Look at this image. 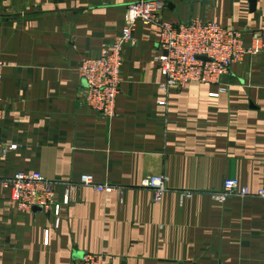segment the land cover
Masks as SVG:
<instances>
[{"label": "crops", "instance_id": "crops-1", "mask_svg": "<svg viewBox=\"0 0 264 264\" xmlns=\"http://www.w3.org/2000/svg\"><path fill=\"white\" fill-rule=\"evenodd\" d=\"M134 1L0 0V179L39 171L59 202L69 198L55 227L52 209L20 210L0 187V264H81L85 253L110 264H264V197L212 195L227 178L264 189V0L253 11L247 0H163V19L215 21L246 46L256 35L259 52L219 84L163 88L158 30L138 22L116 115L102 117L82 101L77 66L121 32ZM158 174L168 189L155 201L139 183Z\"/></svg>", "mask_w": 264, "mask_h": 264}, {"label": "built area", "instance_id": "built-area-1", "mask_svg": "<svg viewBox=\"0 0 264 264\" xmlns=\"http://www.w3.org/2000/svg\"><path fill=\"white\" fill-rule=\"evenodd\" d=\"M163 0H135L127 7L121 32L112 40L102 43L95 57L82 58L77 71L84 92L82 101L102 117L116 115V97L121 84L123 53L138 22L155 25L158 30L157 46L159 53L155 62L164 77L163 88H181L186 83L198 82L216 85L230 66L245 55L259 52L258 38L252 36L250 45L243 42L242 33L236 29L222 26L215 21L192 19L173 23L162 18ZM3 64L0 62V86ZM221 90V88H219ZM219 92L211 93L217 96ZM2 117L0 109V120ZM15 143L2 151L15 149ZM81 183L97 191H119L109 184H96L91 175H83ZM168 177L149 175L141 179L139 185L153 189V199L159 201L167 189ZM10 187L11 199L18 209L29 211L40 208L52 209L55 215L54 226L60 222L61 209L69 198L59 202L55 195V183L46 179L39 171H17L8 179H0V187ZM252 192L236 178L223 182V192L217 199L229 196L247 197ZM257 195L264 197V192ZM48 239V230L44 240ZM81 264H110L101 253H85Z\"/></svg>", "mask_w": 264, "mask_h": 264}, {"label": "rangeland", "instance_id": "rangeland-1", "mask_svg": "<svg viewBox=\"0 0 264 264\" xmlns=\"http://www.w3.org/2000/svg\"><path fill=\"white\" fill-rule=\"evenodd\" d=\"M154 176H157V175H154ZM158 176H163V177H165V174H158ZM241 184H242V183H241ZM242 185L248 187L249 190H250L251 192H258V191L264 192V189H262V188H259V189H256V190H251L250 187H249L248 185H246V184H242ZM149 189H151V188H149ZM167 189H168V183H167ZM167 189H166V190H167ZM151 190H153V189H151ZM152 192H153V191H152ZM164 192H165V190H164ZM221 192H223V186H222L221 189L212 192V195H213L214 199H215L217 202H219V203H223V202L226 200V199H225V200H223V201H220L219 199H217V196H218ZM191 196H192V192H191V191H183L181 197H182V199H190ZM259 196H260V195H259ZM261 197H262V196H261Z\"/></svg>", "mask_w": 264, "mask_h": 264}, {"label": "water", "instance_id": "water-1", "mask_svg": "<svg viewBox=\"0 0 264 264\" xmlns=\"http://www.w3.org/2000/svg\"><path fill=\"white\" fill-rule=\"evenodd\" d=\"M247 1L249 2V9L253 11L255 9L256 0H247ZM36 209H40V208H36Z\"/></svg>", "mask_w": 264, "mask_h": 264}]
</instances>
